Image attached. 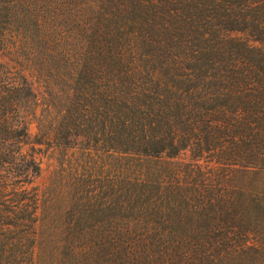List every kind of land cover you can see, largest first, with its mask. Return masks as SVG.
<instances>
[{"label":"trees","instance_id":"1","mask_svg":"<svg viewBox=\"0 0 264 264\" xmlns=\"http://www.w3.org/2000/svg\"><path fill=\"white\" fill-rule=\"evenodd\" d=\"M0 264H264V0H0Z\"/></svg>","mask_w":264,"mask_h":264},{"label":"rangeland","instance_id":"2","mask_svg":"<svg viewBox=\"0 0 264 264\" xmlns=\"http://www.w3.org/2000/svg\"><path fill=\"white\" fill-rule=\"evenodd\" d=\"M25 117L28 123L27 145L23 147V151L35 159L41 171L28 188L37 187L43 190L53 179L56 171L67 170L86 161L83 151L66 152L57 146L54 134L50 130L58 117L52 105L38 107L36 118H32L29 113H25Z\"/></svg>","mask_w":264,"mask_h":264}]
</instances>
